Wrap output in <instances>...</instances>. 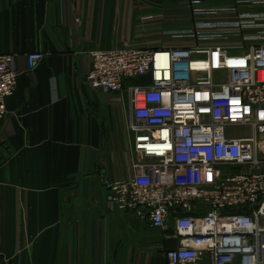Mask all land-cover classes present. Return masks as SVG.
Masks as SVG:
<instances>
[{
  "label": "crops",
  "instance_id": "crops-1",
  "mask_svg": "<svg viewBox=\"0 0 264 264\" xmlns=\"http://www.w3.org/2000/svg\"><path fill=\"white\" fill-rule=\"evenodd\" d=\"M188 1L0 0V55L18 54L20 73L0 129V264H167L166 233L108 207L102 174H133L131 108L126 94L93 90L87 76L97 50L182 45L165 32L191 25ZM33 52L46 58L27 73Z\"/></svg>",
  "mask_w": 264,
  "mask_h": 264
},
{
  "label": "built area",
  "instance_id": "built-area-1",
  "mask_svg": "<svg viewBox=\"0 0 264 264\" xmlns=\"http://www.w3.org/2000/svg\"><path fill=\"white\" fill-rule=\"evenodd\" d=\"M237 3L264 8V0ZM186 10L191 25L165 32L179 47L91 53L90 87L126 94L131 108L133 174H102L108 207L166 233L175 244L167 264H264V12L207 0H190ZM18 58L0 55V129ZM45 58L27 54V73Z\"/></svg>",
  "mask_w": 264,
  "mask_h": 264
},
{
  "label": "rangeland",
  "instance_id": "rangeland-1",
  "mask_svg": "<svg viewBox=\"0 0 264 264\" xmlns=\"http://www.w3.org/2000/svg\"><path fill=\"white\" fill-rule=\"evenodd\" d=\"M168 245L170 246V247H173L175 244H174V242L173 241H169V243H168Z\"/></svg>",
  "mask_w": 264,
  "mask_h": 264
}]
</instances>
